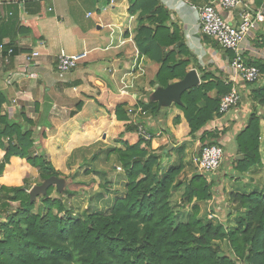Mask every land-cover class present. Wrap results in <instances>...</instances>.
<instances>
[{
	"label": "trees",
	"instance_id": "trees-1",
	"mask_svg": "<svg viewBox=\"0 0 264 264\" xmlns=\"http://www.w3.org/2000/svg\"><path fill=\"white\" fill-rule=\"evenodd\" d=\"M130 3L131 13H139L137 48L142 56L160 64L152 85L165 88L183 79L190 65L186 59L190 51L179 28L167 25V10L159 0ZM16 24L15 19L10 21L12 37ZM3 37L0 36V45ZM10 45L13 40L5 48L8 55ZM257 46L264 50V36L258 38ZM246 63L258 68L264 77V59L248 58ZM201 78V85L185 92L182 104H175L178 110L172 113L173 128L185 119L189 136L199 140L201 149L206 145L223 148L220 140L226 134V126L215 130L208 126L220 115L221 98L232 91V84L209 82L207 74ZM214 89L218 95L212 98L209 95ZM253 95L254 101L264 107V86L257 87ZM5 102V95L0 92V264H264V194L231 193L232 202L245 211L237 228L214 224L201 217L198 205L214 199V183L200 173L185 183L178 182L185 168L183 163L162 172L161 157L163 153L168 155L167 147L158 153L152 148L153 140L145 142L140 138L137 145L125 143V150H118L128 183L125 196L116 201L110 213L73 218L72 209L51 198L53 186L41 198L46 214L35 213L36 203L29 194L31 168H36L43 180L59 173L46 154L30 156L36 142L34 122L27 115L23 123L10 119L4 113ZM77 106L81 108L82 103ZM142 106L150 114L159 111L157 102ZM122 111L118 106L119 118ZM260 123L261 117L253 113L247 127L236 137L243 159L235 161V168L242 173L261 164ZM175 134L172 133V140ZM181 188L184 207L197 202L187 222L178 221L171 204L173 194ZM223 242L229 243L228 253L220 246Z\"/></svg>",
	"mask_w": 264,
	"mask_h": 264
},
{
	"label": "crops",
	"instance_id": "crops-1",
	"mask_svg": "<svg viewBox=\"0 0 264 264\" xmlns=\"http://www.w3.org/2000/svg\"><path fill=\"white\" fill-rule=\"evenodd\" d=\"M243 1L264 14V0ZM159 2L169 14L167 25L179 28L190 51L186 57L190 62L187 73L196 70L201 83L202 75L207 74L209 82L221 80L232 84V90L241 92L239 106L226 115L216 116L208 126L211 130L226 126V134L220 140L226 154L224 163L208 178L214 183L216 213H211V204L198 203L201 217L212 214L232 227V221L241 218L242 214L235 210L234 203L226 201V195L264 194V107L254 101L253 95L257 87L264 86V78L256 84L243 82L230 67L229 53L202 33L199 10L217 0ZM130 7V0H0V36H4L0 45V92L6 97L4 113L17 123H23L24 115L34 121L35 145L39 144L40 150L48 153L57 169H63L64 161L96 149L103 151L113 146L125 150V143L133 134H138L136 128L135 133L125 131L126 122L117 119L118 106L127 110V119L134 128L128 110L142 106L139 104L140 89L150 92V99L145 103L154 102L153 94L160 87L152 83L156 81L160 64L140 54L135 42L139 13L132 14ZM240 13L241 8L222 12L224 18L234 25L239 23ZM13 19L17 23L14 37L9 28ZM261 36H264V22L258 24L243 44L247 59H264V50L257 46ZM12 40L13 45L7 48L14 52L11 61L6 63L9 55L5 48ZM33 52H38L39 56L28 63L27 56ZM62 52L78 59L77 68L64 80H60L56 73L57 58ZM217 95L218 91L214 89L209 96L215 98ZM79 102L81 108L77 106ZM166 108L177 113L175 104L159 107L157 114H150L147 123V129L159 138L163 136V109ZM255 112L261 117V164L242 173L235 168V161L243 159L236 137L247 127ZM182 122L174 131L175 140L162 139L161 142L155 141L154 146L168 147L169 141H173L176 146L172 147L188 152L194 139L188 134L186 120ZM121 133L123 137L120 139ZM236 179L244 183L243 190H232ZM194 204L197 202L191 205V210Z\"/></svg>",
	"mask_w": 264,
	"mask_h": 264
},
{
	"label": "rangeland",
	"instance_id": "rangeland-1",
	"mask_svg": "<svg viewBox=\"0 0 264 264\" xmlns=\"http://www.w3.org/2000/svg\"><path fill=\"white\" fill-rule=\"evenodd\" d=\"M145 77L148 78V75H146ZM263 78L264 77H262V79ZM148 86L150 88L149 83ZM137 87L139 88L138 84ZM139 92H140L139 98L141 99L139 104L142 105L145 103L146 99H150V92H146V91L142 92L141 89ZM122 110H123L121 114L122 118L118 117L117 118L118 121L126 122L125 131L127 133H135V130L130 131L128 129L129 127H131V125H130V120L127 119V115H126L127 110L125 111L124 108H122ZM163 110H164L163 116L165 119V122L162 125V128L164 130L163 131L161 130L163 136L162 138H159V136L155 134L154 136L155 140L153 139L152 141V148L155 149L156 152L158 153L160 152L162 153V150H164L166 145L157 148V145L156 147L154 146L156 142H161L162 139H170L172 133L176 130L175 128H173V122L171 120L172 109L166 108ZM34 127H35V123L34 126L32 127V130ZM122 137H123V133L119 135L120 139ZM139 141H140V137L133 134L128 144L130 146H134L137 145ZM169 142H170L169 146L168 147L166 146L168 155L163 153L161 157V164H162L161 171L165 172L174 166H178L181 163L183 164L185 163L184 170L177 178L178 182L181 181L185 183L189 181L193 175L199 174L196 161L201 151V144L200 142H196V139H194V142L189 147L188 152H185V150L183 149H181L182 151L181 150L179 151L174 147L171 148L172 145L174 146L176 145L172 143L173 141H169ZM141 147L145 149L147 148L145 144H142ZM98 150H102V149H96L94 152L91 151L88 154L80 155L78 156V158H76L75 156L74 160L71 159L69 161H64L63 169H57V167H55L53 162L49 159L50 157L48 153L46 151L40 150L39 144L34 145L33 149L30 151V156L32 157H37L46 154L49 161L53 164L56 172L59 173L58 176H53V177L65 181V185L63 186L62 190H59L56 186H53L54 189L52 191L51 198L61 200L67 209H72L73 218L86 219L89 214H94V213L108 214L114 208L116 201L119 198L125 196L128 177L118 153V150H122V149H120L119 147L108 146L103 151H98ZM225 167L226 168L228 167V163L226 164ZM119 168H121V171L119 170ZM89 171L90 173H87ZM43 173L52 174L51 171L50 172L44 171ZM40 174L41 173L36 168H31L29 174L31 189L29 191V194L34 187L41 186L46 182V180H43L41 178ZM206 177L209 178V175H206ZM228 181L231 182V179H228ZM235 183L236 185H234ZM243 184L244 183L240 179L234 180V183H232L233 185L232 190L233 191H235V189L236 191L243 190L244 189ZM183 192L184 189L181 188L179 191L173 194L171 199L172 207L178 215L179 222H187L189 217L192 215L191 206L184 207L183 205L182 202ZM230 195L231 193L226 195V201L228 203H234L232 202ZM43 197L44 195H40L35 199V203H36L35 213L40 215L46 214L45 207L41 202V198ZM0 204H1V197H0ZM208 204H211L210 207V210L212 211L211 213L212 214L216 213V209H214L216 208V200L213 199L212 201H209ZM225 207L228 208V205L225 204ZM236 207L237 209L235 210L239 211L240 214H242L243 216L245 212L244 209H242L238 205H236ZM205 210L207 211V209ZM227 212L228 211H226L225 213L226 216H227ZM212 222L214 224L222 223L220 220H217L216 218ZM239 222H240V217H237L235 220L232 221L233 226L232 227L227 226V228L235 230ZM220 246L222 250L223 249L225 250V252H227L230 248L228 242L220 243ZM240 264H246V263L242 261L240 262Z\"/></svg>",
	"mask_w": 264,
	"mask_h": 264
},
{
	"label": "built area",
	"instance_id": "built-area-1",
	"mask_svg": "<svg viewBox=\"0 0 264 264\" xmlns=\"http://www.w3.org/2000/svg\"><path fill=\"white\" fill-rule=\"evenodd\" d=\"M241 8L239 23L231 24L224 18L223 11H231ZM200 27L204 36L215 41L225 53H232L229 64L235 75L243 82L250 84L262 81V73L256 67L246 63V54L243 44L248 36L254 31L258 24L264 22V14L254 10L243 0H217L209 3L199 10ZM3 47V46H2ZM1 47V48H2ZM6 57V63L10 62V55ZM39 56L38 52H33L27 56V62L31 63ZM78 66V59L62 52L56 62V73L60 80H64ZM35 76V75H33ZM242 101L241 92L233 89L229 94L221 98L219 114H228L237 108ZM128 116L132 119L131 123L136 127V132L145 142L154 139V135L147 129L150 119V112L143 106L132 107L128 110ZM225 158L224 148L219 145L204 146L197 158V168L200 174L210 175L216 173L222 166ZM121 171V168H119ZM209 221L215 220V216L209 214Z\"/></svg>",
	"mask_w": 264,
	"mask_h": 264
},
{
	"label": "water",
	"instance_id": "water-1",
	"mask_svg": "<svg viewBox=\"0 0 264 264\" xmlns=\"http://www.w3.org/2000/svg\"><path fill=\"white\" fill-rule=\"evenodd\" d=\"M201 84L200 76L196 70H191L178 82L172 83L165 88H158L153 94V101L159 103V107H169L172 104H182V95ZM173 146V145H172ZM171 146V147H172ZM64 180L51 177L41 186L34 187L31 192L32 201L40 195H47L48 189L56 186L59 190L63 189Z\"/></svg>",
	"mask_w": 264,
	"mask_h": 264
}]
</instances>
